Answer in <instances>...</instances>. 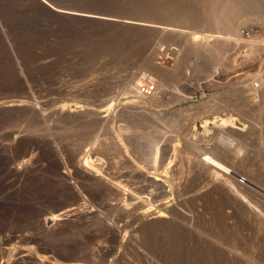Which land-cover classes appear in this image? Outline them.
I'll use <instances>...</instances> for the list:
<instances>
[{
  "label": "rangeland",
  "instance_id": "rangeland-1",
  "mask_svg": "<svg viewBox=\"0 0 264 264\" xmlns=\"http://www.w3.org/2000/svg\"><path fill=\"white\" fill-rule=\"evenodd\" d=\"M49 1L54 2L55 5H61H57L58 7L84 9L120 17H135L144 21L148 20L149 23L156 25L169 24V26H173L179 31L168 33L155 31L160 35L158 36L150 28H129L117 24H102L101 22L98 24V21L88 19L58 17V15L48 14L49 12L44 10L35 0H0V98L11 97V99L24 101L26 104L22 107H16L17 109L14 110H0V135L18 129L43 139H56L52 140L58 142L64 155L73 160L75 159L74 155H77L76 153L79 154L83 151L82 153L86 154L87 150L85 148L90 145L88 151L93 153L91 156L93 159L95 158L98 167L100 166L104 171H109L107 168L113 166L117 173L111 176H145L147 173L158 175L172 189L168 198L161 203V209L168 212L173 211L177 202L188 192L194 190V187L200 181L204 184L212 181L206 173H203L201 178L197 164L190 160V149L194 146V144L191 146V143H194V140L197 142L203 139H206L205 141L211 139L208 142L213 144L218 143L222 118L235 117L238 123L243 124V129L240 132L239 129H233L236 136L233 135L235 142L230 147L233 152L242 149L244 153L242 154L241 151L243 157L241 158L247 163L237 169L238 176L235 177L236 179L245 177L248 180V186L241 185V190L253 207L255 206V209L247 207L245 201L240 202L239 205L228 196L217 195L213 191L214 185L211 182L209 187L199 194L200 199L205 198L204 200L201 199L200 201L195 199L196 197L188 199L187 206L194 215L193 217L183 219L178 212L177 216L175 215L177 221L174 224H169L164 222L165 219L160 216L158 209L154 208L148 211L134 209L125 214L124 220L121 222L123 224L121 236L118 239H107L101 236V234H104L103 230L96 224L83 221L75 215L66 217L61 213L50 212V209L54 208L55 205H65L62 196L65 189L60 183L56 182L52 169L48 167L50 159L47 157V152H44L43 155L41 153V158L37 159L36 164L40 166L35 165L28 173L24 175L18 173V175L16 172L6 169L9 162L13 161L12 159L16 160L17 152L20 153L19 148L10 149L7 145L8 142L2 138L5 145H3L4 150H1L0 154V264H264V119H261L264 115V86L261 83L259 87H256L261 82L260 79H264V69L260 74L261 76H255L256 79H251L252 76L254 77L253 74L257 72L254 70V63L245 64L247 61L243 63L246 58L248 59L246 55L251 48L257 46L243 43L244 40L247 41L249 37L250 40L251 37L260 41L261 39L264 40V18L261 16L264 11L256 9L257 6H260L259 9L264 7V0H223L222 3L219 2L221 6H219V3L217 4L218 7L216 6L219 12L214 8V12H217L216 15L209 8L214 0H157V2L156 0ZM235 3L246 4L247 10L249 5L252 8L249 7V10L245 11L246 14L242 13L241 18V14L238 15L235 18L236 21L232 22V27L229 28L222 20L224 17L220 15L224 13L222 11H224L223 8L226 5L230 9V6ZM258 3L259 5H257ZM224 5L225 7H223ZM162 7L164 8L162 9ZM228 9L225 11L226 13L229 12ZM208 11L215 16L209 14ZM200 12L203 15H199ZM193 16L194 18H192ZM206 16L210 17L207 18ZM206 18L209 19L210 26L206 24ZM214 18L216 20L222 19L215 21ZM203 20L205 23H202ZM178 21V25H174ZM165 22L169 23L166 24ZM221 22H224L225 28L228 27L227 31L224 29L220 31L217 28L221 26ZM217 23H220L219 26ZM236 24L237 26H234ZM224 27L221 26V28ZM236 27L241 28L242 34L239 33L240 31L237 33L238 28ZM193 32H196V35L200 37L212 33L215 36V34L219 35L215 32L220 34L223 32L222 34L228 35L231 41L229 40L227 44L223 43L224 46L222 47L227 50L223 49L220 53L213 50H216L217 47L214 45L217 42L215 40L210 41V44L213 42L212 45L214 46H208L207 51L206 47H200L199 44L197 46L201 48V51H198V54L197 50L193 51L195 46L193 49L190 48V45L187 46L188 38L190 41V38L193 40L196 36ZM246 32L249 36L246 37L247 39L245 38ZM183 33L186 34L183 35ZM229 33L232 36L235 35L233 39ZM156 36L160 38H156ZM235 37L239 40L244 39L243 42H240L243 45L235 46L236 43H232L235 42L232 41ZM165 38H169V40H164ZM170 41L174 46L170 44ZM160 42L162 43L160 44ZM190 42L189 44H192ZM228 43L230 48H226L229 47L227 46ZM153 44L156 46H153ZM169 48L177 49L179 55L173 58L175 55L172 54L174 50L166 52ZM181 51L186 53L187 56L184 55L183 57ZM194 52L196 56L192 54ZM262 52L264 55V50L259 53L262 54ZM208 54L212 55L209 56ZM233 64L238 65H235L237 69L233 68ZM168 67L170 70L174 69L173 72H170L167 69ZM226 67L229 69H225ZM217 69L218 71H215ZM232 71L236 73L233 74ZM252 71L256 72L251 73ZM19 72L24 75L21 76L22 73ZM226 73L228 74L223 76ZM249 74L252 76L250 77ZM23 78L30 82H28L31 84L29 90L10 86L11 82H18L19 79L22 80ZM245 78H247V83L244 81ZM216 79H219L220 84L218 80L216 82ZM253 80L257 85L253 84ZM88 83L93 85H91L93 92L90 91L88 97L91 96L92 99L89 97L90 101L92 100L91 102L96 100V102L91 103L90 117L87 116L82 121H74L75 123L71 120L60 119V116L56 117L58 116L56 115L58 114L57 111L68 100V92ZM196 84L202 88L197 87ZM218 85L220 88H217ZM184 86L189 89L187 90ZM94 87L98 88L95 90L97 95L93 90ZM243 89L247 90L244 92ZM120 92L122 94L123 92H129L130 95L139 94L136 103L132 102L135 97L129 98L130 101L129 99H122L121 107L123 106L122 108L127 110L121 116L123 120L118 118L113 121L96 113H94V115L96 114V117H94L97 119L92 118V112L98 108L100 110L101 101L110 99L116 96L117 93L118 96L121 94ZM91 93H95L93 97ZM182 95H186L187 98L178 99L179 97L183 98ZM101 98L104 100H101ZM45 99L47 105H45L43 113L46 121L42 118L38 120V117L32 114V108L36 106L39 100ZM172 99H175L174 102L171 101ZM209 101L211 104H209ZM165 102L168 104L159 105ZM199 104L201 106H198ZM132 106L136 108L134 109ZM146 108L155 113H161L156 114L159 119L156 116H153L155 117L153 118L151 115H147ZM181 108L188 109L187 112L180 111L183 113L181 114L184 115L183 117L179 116L180 114L177 112ZM131 110L132 114L130 113ZM175 112L178 115H173ZM189 113L191 115H188ZM125 114L126 116H124ZM205 115H210V118ZM143 116L145 119H143ZM170 116L172 118H168ZM98 118L105 120L100 121ZM184 118L190 121L180 131V136L176 137L175 133L178 132L179 124ZM85 119L86 121H84ZM139 119L143 121H139ZM155 119L158 121H155ZM127 121L134 124L131 125ZM176 121L180 122L177 124ZM106 122L108 125H106ZM119 122L123 125L126 124L124 126L119 125ZM172 122H175L178 127L171 125L174 124ZM134 126L140 130L136 131ZM173 126L177 129V132H175L176 129ZM127 131L130 132L127 134ZM117 132L123 136L125 135L124 138L130 139V141L127 140V144L128 150H132L130 152L132 159L133 156H136L134 153L139 152L132 161L119 158L120 154L114 149H112L113 151L107 149V145L115 139ZM135 134L137 137L134 136ZM147 138L149 139L147 140ZM171 138H176L173 143ZM96 141L101 144L98 145ZM187 142H190V145H187V147H191H189L190 149L185 147L188 144ZM94 143L97 144L95 148ZM129 145L131 146L129 147ZM159 145H161L160 147L174 146L176 148L177 158L174 162H171V160L161 162L159 160V164L155 161L153 154L157 152L156 148H159ZM191 150L193 151V148ZM112 152H114L113 155ZM94 154L95 156H93ZM110 155L112 158L115 157V161L118 162L110 164ZM133 164L143 170L137 174H131L133 169H137V166ZM22 175L25 178L20 177ZM170 177H172L171 180ZM120 179L123 183H127L124 178L123 180L119 177L115 181L121 182ZM172 180H175L174 185H172L174 183ZM94 185L98 188H94L93 193H90L91 195L86 191L88 197H91L89 198L90 204H96L97 206L110 199L111 194L106 187ZM103 189H106L105 192ZM142 194L147 193L143 192ZM257 209L261 210L258 211ZM106 212L103 209L102 216L104 218L108 220L111 217L113 220L116 218L114 213L109 212L108 214ZM107 215H110V217H105ZM96 234L98 236L93 237Z\"/></svg>",
  "mask_w": 264,
  "mask_h": 264
},
{
  "label": "bare ground",
  "instance_id": "bare-ground-1",
  "mask_svg": "<svg viewBox=\"0 0 264 264\" xmlns=\"http://www.w3.org/2000/svg\"><path fill=\"white\" fill-rule=\"evenodd\" d=\"M35 1H37L42 7H43V9L44 10H46L47 12H49L48 14H52V15H58V17H60V16H62V17H70V18H80V19H88V20H92V21H98L97 23L99 24L100 22L102 23V24H104V23H106V24H114V25H121V26H126V27H138L139 29L140 28H150L151 30L153 29V31L155 32V31H157V32H160V33H168V32H174V31H179V29L177 30L176 28H173V26L171 27V26H169V24L168 25H161V24H159V25H156V24H151V23H149L150 21H144L143 19H140V18H135V17H120V16H114V15H110V14H105V13H98V12H92V11H89V10H84V9H81V10H79V9H70L71 7H69V8H64V6L63 7H58L57 5H59V4H53L51 1H49V0H35ZM221 1V3H222V1L223 0H214L213 1V4H212V6L211 7H209L210 9H212V10H210V11H212V13H215L214 12V8H215V10H217L218 12H219V10L217 9V7H218V3ZM230 1H233V0H230ZM246 1V0H245ZM249 1H251V0H249ZM156 2H157V0H156ZM262 2V1H261ZM160 3V2H159ZM163 3V2H162ZM208 3V2H207ZM212 3V2H211ZM221 3H219V6H221ZM204 5V4H203ZM202 5V7H204ZM208 6H209V4H207ZM252 5V4H251ZM256 5V4H255ZM254 5V6H255ZM257 5H259V3L257 4ZM256 5V6H257ZM59 6H61V5H59ZM161 6V5H160ZM207 6V7H208ZM217 6V7H216ZM253 6V5H252ZM261 6H263V5H261ZM67 7V6H66ZM151 7V6H150ZM158 7V6H157ZM201 7V6H200ZM223 7H225V5L223 6ZM249 7H250V5L248 6V10H249ZM258 7H260V6H257V10H262V11H264L263 9H264V7H262V9H259ZM152 8V7H151ZM159 8V7H158ZM164 7H162V9H163ZM166 8V7H165ZM184 8V7H183ZM220 8V7H219ZM245 8H246V10H245ZM250 8H252V7H250ZM168 9V8H167ZM166 9V10H167ZM201 9H203V8H201ZM226 9V10H225ZM227 9H228V7H227V5H226V7L225 8H223V10L224 11H222V12H224L222 15H220L221 17L223 16L224 18L222 19V18H220L219 20H224V22L226 23V25L227 26H229V28L230 27H232L231 26V24H232V22L233 21H236L235 20V18L238 16V15H240V18L243 16L242 15V13H244V14H246L245 13V11H248L247 10V6H246V4H240V3H235V4H232L231 6H230V9H228V13H226L225 11H227ZM190 10V9H189ZM194 10V9H193ZM192 10V11H193ZM251 10V9H250ZM46 11H45V13H46ZM160 11H163V10H160ZM197 11V10H196ZM195 11V12H196ZM210 11H208L209 12V14H211V12ZM159 12V11H158ZM189 12V11H188ZM199 12V11H198ZM207 12V11H206ZM197 13V12H196ZM217 13V12H216ZM216 13H215V15H216ZM190 14V13H189ZM198 14V13H197ZM207 14V13H206ZM227 14V15H226ZM183 15H185V14H183ZM182 15V16H183ZM186 15H187V13H186ZM190 15H192V14H190ZM199 15H203L201 12H200V14ZM211 15H213V16H215L214 14H211ZM224 15H226V16H224ZM213 16H212V18H213ZM261 16L264 18V13L263 14H261ZM179 17H181V16H179ZM188 17H190V16H188ZM195 17H197V16H195ZM207 18H209L210 16H206ZM226 17V18H225ZM182 18V17H181ZM191 18V17H190ZM192 18H194V16L192 17ZM206 18V19H207ZM239 18V17H238ZM67 19H69V18H67ZM196 19V18H195ZM202 19H203V17H202ZM215 19V21H219V20H216V18H214ZM77 20V19H76ZM146 20V19H145ZM188 20V19H187ZM194 20V19H193ZM198 20V19H197ZM208 21H209V19H207ZM206 20V24H208L209 25V23H210V21L208 22ZM264 20V19H263ZM78 21V20H77ZM183 21V20H182ZM185 21V20H184ZM195 21V20H194ZM193 21V22H194ZM204 21V20H203ZM238 21V20H237ZM87 22H89V21H87ZM153 22V21H152ZM186 22V21H185ZM184 22V23H185ZM190 22V21H189ZM198 22H199V20H198ZM224 22H221L222 24H220L222 27H224V26H226L225 24L223 25V23ZM94 23V22H93ZM156 23V22H155ZM160 23H162V22H160ZM166 23V22H165ZM164 23V24H165ZM167 23H169V22H167ZM166 23V24H167ZM178 23H179V21L177 22V23H175L174 25H178ZM180 23H182V22H180ZM200 23V22H199ZM202 23H205V21L204 22H202ZM158 24V23H157ZM172 24H173V22H172ZM186 24V23H185ZM189 24V23H188ZM218 24V23H217ZM219 24H218V26H219ZM186 26H188V25H186ZM191 26H192V24H191ZM190 26V27H191ZM195 26V25H194ZM200 26V25H199ZM210 26V25H209ZM221 26L220 27H217L218 29H220V31H222L221 29H224V30H228V27L227 28H221ZM234 26H237V24L236 25H234ZM179 27V26H178ZM193 27V26H192ZM236 28H238L237 29V33L240 31V29L242 28V26H241V28L239 29V27H236ZM182 29V28H181ZM180 29V30H181ZM217 29V31H219ZM232 29V28H231ZM149 30V29H148ZM214 30V29H213ZM223 30V31H224ZM226 30V31H227ZM233 30H235L234 28H233ZM210 31V30H209ZM212 31V30H211ZM216 31V30H215ZM157 32H155V33H157ZM181 32V31H180ZM179 32V33H180ZM186 32V31H185ZM230 32V31H229ZM232 32H234V31H232ZM236 32V31H235ZM187 33V32H186ZM185 33V34H186ZM195 33V35H196V32H193V34ZM215 33H218L219 35H216L215 34V36L213 35V33L212 34H210V35H206V36H198V35H194L195 37L193 38V40H191V38H190V41H193V42H190L189 41V38H188V47H189V45H190V48H194V46H195V50H193V51H196L197 50V52L198 51H201L200 49V47L202 46H204V47H206L205 49H206V51H207V48H208V46H210V45H212L213 44V42H212V44H210L211 42V40H215V41H217L216 42V44H214V45H216L215 47H216V50L215 49H213L214 51H216V53H220L221 51H223V49L225 50V48L224 47H222V46H224L223 45V43L225 42L226 44H227V42L230 40L231 41V39H230V37L228 36H226V35H224V34H220L219 32H215ZM231 33V32H230ZM229 33V34H230ZM240 34H242L241 33V31L239 32ZM245 33V32H244ZM152 34H154V33H152ZM158 34V33H157ZM156 34V35H157ZM174 34V33H173ZM177 34V33H176ZM184 33H183V35H185ZM205 34V33H204ZM226 34H227V32H226ZM234 34V33H233ZM247 32H246V36H245V38L247 37H249V36H247ZM171 35V34H170ZM180 35V34H179ZM183 35H181V36H183ZM231 36H232V34H230ZM158 36H160L159 34H158ZM158 36H156V38H160V37H158ZM167 36V35H166ZM172 37H173V35H171ZM176 36V35H175ZM233 36H235V35H233ZM233 36L231 37L232 39H233ZM250 36H252V35H250ZM186 37V36H185ZM246 38V39H247ZM160 40V39H159ZM164 40H169V38H165ZM242 40H244V39H241V40H239V38H237V37H235V39L234 40H232V41H235V42H232L233 44L234 43H236V45L235 46H237L238 47V45H241L242 43H240ZM174 41H175V39H174ZM173 40H172V42H174ZM159 42V41H158ZM166 42V41H165ZM169 42V41H168ZM171 42V41H170ZM170 43V44H172L173 45V43ZM183 42V41H182ZM189 42L190 43H192V44H189ZM200 42V43H199ZM243 42V41H242ZM250 43L251 45H254V47L256 46V47H258V48H251V50H250V52L246 55L247 57H248V59L246 58V60H244L243 61V63L245 62V61H247V63H245V64H248V63H250V64H253L254 63V66H255V68H254V70H256L255 72H251V73H255V74H253L254 75V77L251 75V74H249L250 75V77L252 76V78L251 79H256V77L255 76H261L260 74L262 73V71H263V69H264V55H263V52H262V54L261 53H259V52H261L262 50H264V40L263 39H261V41L259 40V39H253L252 37H251V40H250V37H249V39L246 41V40H244V42L243 43ZM162 42H160V44H161ZM164 43V42H163ZM231 43V44H232ZM169 44V43H168ZM168 44H166V45H168ZM200 44V45H199ZM155 44H153V46H154ZM177 45H178V43H177ZM193 45V46H192ZM197 45H199V46H197ZM214 45H212V46H214ZM243 45V44H242ZM156 46V45H155ZM158 46V45H157ZM160 46V45H159ZM174 46V45H173ZM180 46V45H179ZM192 46V47H191ZM227 46H229V47H226V48H230V44L228 43V45ZM168 47H170L169 45H168ZM198 47H199V50H198ZM263 48L261 51H259L261 48ZM157 48V47H156ZM158 48H160V47H158ZM162 48V47H161ZM167 48V47H166ZM166 48H165V50H166ZM177 48V47H176ZM179 48V47H178ZM177 48V49H178ZM185 48V47H184ZM187 48V47H186ZM260 48V49H259ZM152 50H153V48H151ZM164 49V48H163ZM177 49H175V48H169L166 52H171L172 50H174V52L172 53V54H175L174 56H173V58L174 57H177L179 54L177 53L178 51H177ZM202 49H204V48H202ZM187 50H189V49H187ZM212 50V51H213ZM227 50V49H226ZM225 50V51H226ZM161 51H164V50H161ZM185 51H186V49H185ZM155 52V51H154ZM160 52V51H159ZM182 53V55H183V57H184V55L185 56H187V54L186 53H184L183 51H181ZM203 52V51H202ZM202 52H200V54H202ZM158 53V52H157ZM161 53V52H160ZM163 53H165V52H163ZM184 53V54H183ZM256 53V54H255ZM257 53H259L258 55H257ZM192 54H194V56H196L195 55V52L194 53H192ZM198 54H199V52H198ZM203 54H204V52H203ZM202 54V55H203ZM163 55V54H162ZM168 55V54H167ZM204 55H206L207 56V54L205 53ZM209 56H211L212 54H208ZM224 55H226V54H224ZM256 55V56H255ZM158 57V56H157ZM161 57V56H160ZM164 57V56H163ZM180 57H182V56H180ZM182 57V58H183ZM191 58H192V56H190ZM170 58V57H169ZM172 58V57H171ZM181 58V59H182ZM186 59H189L188 57H185ZM184 58V59H185ZM214 58V57H213ZM216 58V57H215ZM243 58H245L244 56H243ZM167 59V58H166ZM178 59V58H177ZM183 59V60H184ZM258 59V60H257ZM182 60V61H183ZM173 61V60H172ZM185 61V60H184ZM250 61V62H249ZM255 61H256V63H255ZM258 61V62H257ZM167 62V61H166ZM241 62V61H240ZM259 62H260V64H259ZM176 63H178V62H176ZM167 64V63H166ZM183 64V63H182ZM170 65V64H169ZM234 65V66H233ZM232 66H233V68L234 69H237V67H235V65L236 64H233ZM239 65H241V64H239ZM170 66H172V65H170ZM178 66H181V65H178ZM182 66H184V65H182ZM231 66V67H232ZM236 66H238V65H236ZM242 66V65H241ZM163 67V66H162ZM165 67V66H164ZM174 67V66H173ZM176 67V66H175ZM174 67V68H175ZM231 67H230V69H231ZM240 67V66H239ZM177 68V67H176ZM228 67H226L225 69H227ZM167 69H169L170 70V68L168 67ZM171 69H173V68H171ZM229 69V68H228ZM174 70V69H173ZM173 70H170V72H173ZM19 71H21V70H19ZM168 71V70H167ZM215 71H218V69L217 70H215ZM214 71V72H215ZM236 71V70H235ZM264 72V71H263ZM19 73H22V72H19ZM217 73V72H216ZM225 73V72H224ZM223 73V74H224ZM228 73H230V72H228ZM228 73H226L225 75H223V76H226ZM231 73H233V71L231 72ZM234 73H236V72H234ZM233 73V74H234ZM209 74H211V73H209ZM208 74V75H209ZM264 74V73H263ZM24 74L22 73V75L21 76H23ZM214 75V74H213ZM217 75V74H216ZM219 75V74H218ZM231 75V74H230ZM188 76V75H187ZM215 76V75H214ZM220 76V75H219ZM233 76V75H232ZM263 76V75H262ZM209 77V76H208ZM235 77V76H234ZM247 77H249V76H247ZM19 78H20V75H19ZM22 78V77H21ZM24 78H25V76H24ZM19 79L20 81H16V82H11V84H10V86H13V87H16V88H18V87H20V88H22V90H29L30 88H31V84H29L30 82L29 81H27L26 79ZM230 78V77H229ZM228 78V79H229ZM233 78V77H232ZM190 79V78H189ZM210 79V78H209ZM227 79V80H228ZM247 78H245V80L244 81H246L245 83H247V80H246ZM248 79H250V78H248ZM214 80V79H213ZM217 80L219 81V79H216V82H217ZM226 80V79H225ZM210 81H212V80H210ZM248 81H251V80H248ZM255 80H253L252 82H254ZM260 83L258 84V86H256V87H259V85L262 83V86H264V79H260ZM29 82V83H28ZM92 82V81H91ZM184 82V81H183ZM188 82V81H187ZM189 82H190V80H189ZM216 82H213V83H216ZM257 82V81H256ZM96 83V82H95ZM219 84H220V81L218 82ZM217 83V84H218ZM221 84H223V83H221ZM226 84V83H225ZM230 84V83H229ZM228 84V85H229ZM254 85H257V84H255V82L253 83ZM91 85L92 84H90V83H88V84H86V85H84V86H82V87H78V88H76L75 90L73 89V90H71V91H69L68 92V102L67 101H65V104H63V106L61 107V109H59L57 112H58V114H56V112H55V114L56 115H58V116H56V117H59L60 116V119H64V120H66V121H82V119H84V118H86L87 116L88 117H90L89 115L91 114V110L92 109H90L92 106H91V103H93V102H96V100L95 101H93V102H91L90 101V99H92L91 98V96H89L90 97V99H89V97H88V94H90V91H92L91 90ZM97 85V84H96ZM199 85V84H198ZM216 85V84H215ZM245 85V84H244ZM247 85V84H246ZM250 85V84H249ZM253 85V86H254ZM93 86V85H92ZM196 86H197V84H196ZM225 86V85H224ZM227 86V85H226ZM252 86V85H251ZM250 86V88L252 89V87ZM184 87H186V86H184ZM197 87H201V86H197ZM196 87V88H197ZM216 87V86H215ZM245 87V86H244ZM248 87V86H247ZM97 88V87H96ZM96 88L94 87V92H95V90H96ZM202 88V87H201ZM204 88V87H203ZM217 88H220V86L218 85V87ZM253 88H255V87H253ZM98 89V88H97ZM186 89H187V87H186ZM189 89V88H188ZM187 89V90H188ZM199 89V88H198ZM257 89V88H256ZM256 89H254V90H256ZM245 90H247V89H245ZM245 90L243 89V91L245 92ZM182 91V90H181ZM260 91V90H259ZM25 92V91H24ZM93 92V91H92ZM97 92V91H96ZM95 92V93H96ZM247 92V91H246ZM253 92V91H252ZM95 93H91L92 94V97H93V95L95 94ZM100 93V92H99ZM121 93V92H120ZM179 93V92H178ZM177 93V94H178ZM181 93V92H180ZM101 94V93H100ZM118 94V93H117ZM117 94H115L116 96H113L112 98H110V99H107V100H105V101H101V102H98V103H101L102 104V106L100 107V110H99V108L97 109V110H94L92 113H93V117L92 118H95L96 116V114H99V115H103V117L105 116L106 118H108V119H111V120H113V121H115V120H117L118 118H120L121 119V116L123 115V113L124 112H127V110L126 109H123L122 107H121V101H122V99H129V98H133V97H135V98H133V101L132 102H134V103H136V101L138 100V98L137 97H139V94L138 93H134V94H131L130 95V93L129 92H123V96L121 97V94L120 95H118L117 96ZM128 94V95H127ZM96 95H97V93H96ZM124 95H126V96H124ZM176 95V94H175ZM179 95V94H178ZM178 95H177V97H178ZM181 95V94H180ZM99 96H101V95H99ZM98 96V97H99ZM182 96H184V95H182ZM189 96V95H188ZM102 97H103V95H102ZM95 98V97H94ZM104 98H106V97H104ZM137 98V99H136ZM184 98H187L186 97V95L182 98V97H179L178 99H180V100H182V99H184ZM96 99H98V98H96ZM177 99V98H176ZM100 100V99H99ZM101 100H104V99H102L101 98ZM131 99H129V101H130ZM170 100V99H169ZM175 100V99H174ZM174 100L172 99L171 101H173L174 102ZM172 102V103H173ZM210 102V101H209ZM171 103V102H170ZM166 104H168V103H161V104H159V105H166ZM200 104H202V103H200ZM198 105V106H201V105ZM208 104V103H207ZM209 104H211V102L209 103ZM26 104H25V102L24 101H18V100H16V99H11V97L9 98V97H3V98H0V110L1 109H6V110H14V109H17L16 107H22V106H25ZM45 105H47V100L45 99V100H39L38 102H37V104H36V106H33V108H32V114L33 115H35L36 117H38L37 119L39 120V118H42L44 121H46L45 120V114L43 113L44 112V107H45ZM124 105V104H123ZM197 105V104H196ZM204 105V104H203ZM94 106V105H93ZM206 106V105H205ZM204 106V107H205ZM208 106H211V105H208ZM127 107V106H126ZM133 107V106H132ZM196 107V106H195ZM94 108V107H93ZM96 108V107H95ZM128 108H130V107H128ZM134 108V107H133ZM132 108V109H133ZM136 108V107H135ZM134 108V109H135ZM198 108V107H197ZM133 109V110H134ZM202 109H203V107H202ZM141 110V109H140ZM140 110H139V112H140ZM144 110V109H143ZM177 110V109H176ZM190 110V109H189ZM213 110H215V108H213ZM212 110V111H213ZM128 111H130V110H128ZM137 111V110H136ZM135 111V112H136ZM187 112L188 111V109H179V111H177L178 112V114H180L179 116H182L181 114H183V113H181V112ZM143 114H145L143 111H141ZM145 112L147 113V115L149 114V115H151V117H153V116H156V114H161V113H155V112H153L152 110H150V109H145ZM168 112H170V111H168ZM171 112H174V111H171ZM180 112V113H179ZM207 112H208V110H207ZM217 112H219V111H217ZM94 113H96L95 115H94ZM131 114H132V110H131V112H130ZM130 113H128L129 115H130ZM198 113V112H197ZM209 113V112H208ZM208 113H206L207 115H208ZM211 113V112H210ZM142 114V115H143ZM168 114H171V113H168ZM174 114H176V112L175 113H173V115ZM178 114H176V115H178ZM194 114V113H193ZM192 114V115H193ZM212 114V113H211ZM98 115V116H99ZM134 115V114H133ZM141 115V114H140ZM146 115V114H145ZM163 115L165 116V114L163 113ZM172 115V116H173ZM175 115V116H176ZM187 115V114H186ZM188 115H191V113H189ZM195 115H196V113H195ZM207 115H205L206 117H209V116H207ZM229 115V114H228ZM263 115V114H262ZM95 116V117H94ZM124 116H126V114L124 115ZM184 116V115H183ZM182 116V117H183ZM212 116V115H211ZM233 116V115H232ZM245 116V115H244ZM247 116V115H246ZM245 116V117H246ZM260 116V115H259ZM127 117H129V116H127ZM144 117V116H143ZM158 119H159V116L157 115L156 116ZM167 117V116H166ZM174 117V116H173ZM181 117V118H182ZM189 117H191V116H189ZM193 117V116H192ZM200 117V116H199ZM202 117V116H201ZM204 117V116H203ZM202 117V118H203ZM242 117V116H241ZM262 117V116H261ZM125 118V117H124ZM131 118V117H130ZM142 118V117H141ZM147 118H148V116H147ZM153 118H155V117H153ZM163 118H165V117H163ZM168 118H172L171 116L170 117H168ZM168 118H166V119H168ZM180 118V119H181ZM195 118V117H194ZM210 118V117H209ZM42 119H40V120H42ZM95 119H97V118H95ZM99 119V118H98ZM134 119H136V118H134ZM143 119H145V117L143 118ZM149 119V118H148ZM151 119V118H150ZM261 119H264V115H263V117L261 118ZM59 120V119H58ZM88 120V119H87ZM100 121L101 120H103V118L101 119H99ZM105 120V119H104ZM103 120V121H104ZM107 120V119H106ZM121 120H123V119H121ZM138 120V119H137ZM147 120V119H146ZM157 119H155V121H156ZM179 120V119H178ZM201 120V119H200ZM207 120H209V119H207ZM242 120V119H241ZM61 121V120H60ZM59 121V122H60ZM84 121H86V119L84 120ZM98 121V120H97ZM136 121V120H135ZM139 121H143L142 119H139ZM148 121V120H147ZM158 121V120H157ZM175 121V120H174ZM190 120H187V119H185L184 118V120L183 121H176V123L178 124L179 122H180V124H179V127L176 125V123L175 122H172V123H174V124H171V125H176L177 127H178V132H177V129L173 126V128H175L176 129V131H175V129H174V131L175 132H177V133H175L176 134V137H179L180 136V131L188 124V122H189ZM213 121V120H212ZM108 122V121H107ZM106 122V123H107ZM111 122V121H110ZM109 122V123H110ZM150 122V121H149ZM214 122V121H213ZM220 122V121H219ZM61 123V122H60ZM63 123V122H62ZM75 123V122H74ZM113 123V122H112ZM120 123V122H119ZM127 123H130L131 124V122H128L127 121ZM136 123V122H135ZM221 123V122H220ZM126 123H124V125H125ZM132 124H134V123H132ZM131 124V125H132ZM208 124V123H207ZM213 124V123H212ZM106 125H108V123L106 124ZM111 125V124H110ZM115 125V124H114ZM119 125H123V124H119ZM123 125V126H124ZM129 125V124H128ZM128 125H127V127H128ZM136 125V124H135ZM217 125V124H216ZM113 126V125H112ZM137 126V125H136ZM145 126V125H144ZM196 126V125H195ZM114 127V126H113ZM112 127V128H113ZM126 127V126H125ZM131 127H133V126H131ZM130 127V128H131ZM141 127V126H140ZM219 127V126H218ZM111 128V129H112ZM119 128V127H118ZM122 128H124V127H122ZM134 128H135V126H134ZM144 128V127H143ZM214 128V127H213ZM216 128V127H215ZM23 129V128H22ZM114 129V128H113ZM113 129H112V131H113ZM233 129H239V132H240V130H242L243 129V124H241V123H238L236 120H235V117H227V118H222V123H221V129H220V131H219V142L218 143H215V144H213V143H211V142H208V140H211V139H208L207 141H205L204 139L203 140H198L197 142L194 140V143H191V146H192V144H194V146L192 147L193 148V151L189 148V147H187V145H190L189 143L190 142H187L188 144H186V146L185 147H187V148H189L190 149V160L191 161H194L196 164H197V167H198V169L200 170V173H201V175H200V177L202 176V174L204 173H206L209 177H211V180L212 181H208L210 184H211V182H212V185H214L213 187V191H215L216 192V194L217 195H219V196H223V195H225V196H228L231 200H233L234 202H236L237 204H239L240 205V202H247V207H250L251 209H253L254 207H253V205H252V203H250V200L249 199H247V196H245V195H243V193H242V190H241V183H240V181H238L237 179H236V177L235 176H238V174H237V169L240 167V166H242V165H244V164H247L246 163V161H244V159H242L243 157H242V155H241V151H242V154L244 153L243 152V150L242 149H238L239 151H236V152H233V150L231 149V147H230V145L232 146V144H234V142H235V138H233V135H235L234 133H233ZM24 130V129H23ZM115 130H116V128H115ZM135 130L136 131H138V130H140V129H137V127L135 128ZM141 130H142V132H143V129L141 128ZM117 131V130H116ZM116 131H114L115 133H116ZM118 131H119V129H118ZM146 131H147V129H146ZM146 131L144 130V132L146 133ZM120 132H121V127H120ZM128 132H130V131H127L126 133L128 134ZM148 132V131H147ZM218 132V131H217ZM238 132V133H239ZM34 133V132H33ZM118 133V132H117ZM125 133V132H124ZM123 133V134H124ZM139 133V132H138ZM205 133H207V132H205ZM209 133V132H208ZM237 133V132H236ZM237 133V134H238ZM126 134V135H127ZM132 134V133H131ZM137 134V133H136ZM134 135V136H136L137 137V135L139 136V134H137V135ZM144 134V133H143ZM147 135V134H146ZM203 135V134H202ZM209 135V134H208ZM210 135H212V134H210ZM218 135V134H217ZM125 136V135H124ZM124 136L121 134V133H118V134H116L115 135V139L113 140V141H111V142H109V144L107 145V149H109V150H112V149H114V150H116V151H118V154H120V156H118L119 158H121V159H125V160H130V161H132L134 158H136V156H137V153L139 154V152H137L136 154L134 153V155H136V156H133L134 158L132 159V155H130L131 153V151L132 150H128V144H127V142L128 141H130V139H127V138H124ZM127 136H129V135H127ZM126 136V137H127ZM143 136V135H142ZM141 136V137H142ZM173 136V135H172ZM172 136H170V137H172ZM204 136V135H203ZM215 136V135H214ZM214 136H213V138H214ZM236 136V135H235ZM130 137V136H129ZM140 137V138H141ZM145 137V136H144ZM149 137V136H148ZM199 137H201V136H199ZM2 138H4V140H6L7 142H8V146H9V148L10 149H15V148H19V151H20V153L19 152H17V156H15L16 157V160L15 159H12L13 161H10L9 162V165L7 166V169L6 170H8V171H13L14 173L16 172V174H25V173H28L29 171H31L34 167H35V165L36 166H40V165H37L36 163H37V159H39V158H41V153H42V155H43V153L45 152H47L46 154H47V157L50 159V166L48 165V167H50V169H52V172H53V176H54V178H55V180H56V182H58V183H60L61 184V186H63V189H65V191H64V195H62L63 196V199H64V201H65V205H62V206H59V205H55V207L54 208H52V209H50V212L51 213H55V214H57V213H61L62 215H64V216H66V217H68V216H76V217H78L79 219H81V220H83V221H86V222H88V223H91V224H96V225H98V226H100V228L103 230V233L104 234H101V236L102 237H106L107 239H118L119 238V236H121V234H122V231H123V224H121V222L124 220V217H125V214H127V213H129L130 211H132V210H136V209H142V210H151V209H158L159 211H160V216L161 217H163L165 220H164V222H166V223H169V224H174V222H176L177 220L175 219V215L177 216V213L179 212V214H181L182 215V217H183V219H189L190 217H193L194 215L191 213V210L189 209V207L187 206V201H188V199L189 198H191V197H196L195 199H199L200 201H201V199H200V197H199V194H201V193H203V191H205L208 187H209V183H207V184H204L203 182H199L194 188V190H192L191 192H188L187 193V195H185L183 198H181L178 202H177V205L175 206V209L173 210V211H168V212H166V211H164V210H162L161 209V203H162V201H164V200H166L167 198H168V196H169V194L172 192V189H171V187H170V185L168 184V183H164L163 182V179L162 178H160L158 175H154V174H151V173H147L145 176H111V175H116V171H115V169L113 168V166H111V167H109V168H107L109 171H104L102 168H100V166L98 167L97 165H96V163H95V158L93 159L92 158V156H91V154H93V153H91V152H89L88 151V149H89V146H87V148H85V150H87V153L85 154V153H76L77 155H74V160L73 159H69L68 157H66V155H64V153H63V149H62V147H61V145L58 143V142H56V141H53V140H56V139H50V138H48V139H43V138H41V137H36L35 135L34 136H32L31 135V133H25V132H23V131H21V130H10L8 133H6L5 135H0V154H1V150H4L3 149V145H5V143L3 144V140H2ZM107 138H109V137H107ZM146 138V137H145ZM164 138V137H163ZM163 138H160V139H163ZM167 138V137H166ZM168 138H169V136H168ZM167 138V139H168ZM216 138V137H215ZM50 139V140H49ZM149 138H147V140H148ZM159 139V140H160ZM166 139V140H167ZM171 139H173V138H171ZM176 138H174L171 142L173 143V141L175 140ZM201 139V138H200ZM97 140H99L100 141V139H98L97 138ZM102 140V139H101ZM107 140H109V139H107ZM106 140V141H107ZM128 140V141H127ZM158 140V141H159ZM197 140V139H196ZM216 140H218L217 138H216ZM5 141V142H6ZM95 141V140H94ZM133 141V140H132ZM140 141H143V140H140ZM154 141V140H153ZM157 141V140H156ZM165 141V140H164ZM190 141H192V140H190ZM97 142V141H96ZM98 143V145H99V143L100 142H97ZM104 143V142H103ZM133 143H135V142H133ZM154 143H156V142H154ZM158 143V142H157ZM162 143V142H161ZM101 144V143H100ZM106 144V143H105ZM104 144V145H105ZM140 144V143H139ZM152 144V143H151ZM159 144V143H158ZM167 144L169 145V143L167 142ZM185 144V143H184ZM6 145V146H7ZM93 145H95V143L93 144ZM93 145H91V146H93ZM97 145V144H96ZM96 145L94 146V148L96 147ZM144 145V144H143ZM145 145H147V144H145ZM155 145H157V144H155ZM154 145V146H155ZM165 145H166V143H165ZM170 145H171V143H170ZM131 145H129V147H130ZM132 146H134V145H132ZM161 145H159V148H156L157 149V152L155 153V154H153V157L155 158V161L156 162H160L159 160H161V162H168L169 160H171V162H174L175 161V159L177 158V156H176V148L174 147V146H169V147H164V146H162V147H160ZM97 147H99V146H97ZM100 147H101V145H100ZM106 147V146H105ZM135 147V146H134ZM147 147V146H146ZM152 148H153V146H151ZM8 148V149H9ZM47 148V149H46ZM90 148H92V147H90ZM139 148V147H138ZM145 148V147H144ZM102 149H103V147H102ZM107 149H105V150H107ZM131 149H133V148H131ZM82 150V149H81ZM84 150V151H85ZM97 151H98V149H96ZM136 150H137V148H136ZM16 151H18V149H16ZM100 151V150H99ZM113 151V150H112ZM140 151V150H139ZM95 152V151H94ZM106 152V151H105ZM109 152H111V151H109ZM152 152V151H151ZM155 152V151H154ZM44 153V154H45ZM97 153V152H96ZM113 153L114 152H112L111 154L113 155ZM99 154V153H98ZM143 154V153H142ZM152 154V153H151ZM16 155V154H15ZM40 155V156H39ZM68 155H70V154H68ZM67 155V156H68ZM115 155V154H114ZM149 155V154H148ZM39 156V157H38ZM45 156V155H44ZM43 156V157H44ZM93 156H95V154L93 155ZM97 156V155H96ZM103 156H105V155H103ZM116 156V155H115ZM15 157H13V158H15ZM106 157H107V155H106ZM106 157H104V158H106ZM109 157V156H108ZM110 157H111V155H110ZM139 157V156H138ZM142 157H143V155H142ZM141 157V158H142ZM147 157V156H146ZM242 157V158H241ZM47 158V159H48ZM148 158V157H147ZM152 158V157H151ZM102 159H103V157H102ZM101 159V160H102ZM109 159V158H108ZM145 159V158H144ZM15 160V161H14ZM41 160V159H40ZM39 160V161H40ZM99 160V159H98ZM97 160V161H98ZM106 160V159H105ZM168 160V161H167ZM7 161V160H6ZM137 161H140V160H137ZM136 161V163H138ZM100 162V161H99ZM109 162V161H108ZM114 162H116L115 161V157H111V159H110V164H112V163H114ZM118 162V161H117ZM116 162V163H117ZM129 162V161H128ZM7 163V162H6ZM122 163V162H121ZM127 163V162H126ZM8 164V163H7ZM157 164V163H156ZM160 164V163H159ZM194 164V163H193ZM0 165H1V163H0ZM133 165H136V164H133ZM137 166V165H136ZM133 167V166H132ZM128 168H131V167H128ZM144 168V167H143ZM39 169V168H38ZM143 169H141L140 167H138L137 166V169H133V173H131V174H137L138 172H140V171H142ZM199 170H197V171H199ZM33 172H35V171H33ZM106 172V173H105ZM127 172V171H126ZM150 172H152V171H150ZM129 173H130V171H129ZM153 173V172H152ZM160 173V172H159ZM200 173H198V174H200ZM18 174V175H19ZM157 174V173H156ZM20 176V177H24L25 178V176ZM108 175V176H107ZM128 175V174H127ZM164 176H168V175H164ZM240 176V175H239ZM30 177V176H29ZM117 177H119V178H124L123 180L124 181H127V183L125 184V183H123L122 181H121V179H120V181L121 182H118V181H115L116 180V178ZM171 178L172 177H170V180H171ZM173 178H174V176H173ZM202 178V177H201ZM208 178V177H207ZM174 183L172 184V185H174L175 184V180H172ZM197 181V180H196ZM94 184H97V185H100V186H104V187H106V189H108L109 190V193L111 194V196H110V199L109 200H107V201H103V203L101 204L100 203V205H97L96 206V204L95 205H92V204H90L91 202H90V200H89V198H91V197H88L89 195H91L90 193H93V191H94V188H96L97 186H95ZM203 184V185H202ZM236 184H238V185H236ZM248 186V185H247ZM246 187V186H245ZM98 188V187H97ZM101 188V187H100ZM102 189V188H101ZM106 189H103V191L105 192V190ZM95 190H97V189H95ZM86 191L87 192H89V195L86 193ZM246 191V190H245ZM147 193V194H142V193ZM144 195V196H143ZM205 198H203L202 200H204ZM92 201V200H91ZM92 203H94L93 201H92ZM0 208H1V205H0ZM235 208V207H234ZM103 209L104 210H106L107 212H108V214H109V212H111L112 214L114 213V216L116 217L114 220L112 219V217L110 218V219H112V220H108L107 218H104L103 216H102V211H103ZM255 209V208H254ZM258 210V209H257ZM256 210V211H257ZM259 210H261V209H259ZM258 210V211H259ZM255 211V210H254ZM263 211V210H262ZM106 212V213H107ZM173 212V213H172ZM104 213H105V211H104ZM110 213V215H112ZM227 213H230V212H227ZM260 213V212H259ZM106 215V214H105ZM110 215H107V216H105V217H110ZM260 216H261V214H260ZM108 217V218H109ZM262 217V216H261ZM107 219V220H106ZM227 219H228V217H227ZM169 226V225H168ZM96 233V232H95ZM128 234L126 233V236H127ZM98 236V234H96V235H94L93 237H97ZM173 262V261H172Z\"/></svg>",
  "mask_w": 264,
  "mask_h": 264
},
{
  "label": "built area",
  "instance_id": "built-area-1",
  "mask_svg": "<svg viewBox=\"0 0 264 264\" xmlns=\"http://www.w3.org/2000/svg\"><path fill=\"white\" fill-rule=\"evenodd\" d=\"M238 181H240V183L244 186H247L249 184L248 180L245 177H240Z\"/></svg>",
  "mask_w": 264,
  "mask_h": 264
}]
</instances>
